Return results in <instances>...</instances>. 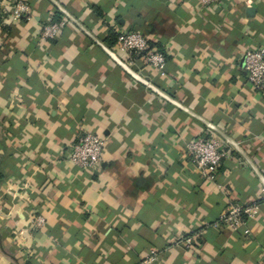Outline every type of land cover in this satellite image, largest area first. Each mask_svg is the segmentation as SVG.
<instances>
[{
    "label": "crops",
    "instance_id": "crops-1",
    "mask_svg": "<svg viewBox=\"0 0 264 264\" xmlns=\"http://www.w3.org/2000/svg\"><path fill=\"white\" fill-rule=\"evenodd\" d=\"M56 1L137 75L228 136L264 178V92L243 69L244 53L264 48V0ZM18 2L30 15L13 22ZM55 11L48 0H0V264H264V187L248 163L64 16L58 36L42 40ZM134 31L165 55L164 76L107 46L109 32ZM83 133L105 140L93 170L67 159ZM214 136L224 157L206 179L188 144ZM232 204L259 212L232 231L217 224ZM187 235L191 249L177 243Z\"/></svg>",
    "mask_w": 264,
    "mask_h": 264
},
{
    "label": "built area",
    "instance_id": "built-area-1",
    "mask_svg": "<svg viewBox=\"0 0 264 264\" xmlns=\"http://www.w3.org/2000/svg\"><path fill=\"white\" fill-rule=\"evenodd\" d=\"M205 7L217 6L219 0H198ZM30 15V7L25 2H18L11 7L8 18L11 21L27 19ZM61 24L50 23L44 25L40 31L42 40L55 39L60 31ZM116 49L129 56V64L133 58H140L147 66L153 68L159 76H164L166 57L158 50L150 47L146 36L138 31L121 32L117 36ZM243 69L247 80L254 91L264 92V48L259 47L247 50L243 55ZM220 140L217 137L198 138L188 144V153L195 169L206 179H211L217 172L224 157L220 151ZM105 147V140L91 133H83L78 142L74 144L67 155L68 161L78 168L93 170L101 161ZM258 204H232L223 212L217 224L232 231H236L244 223V220L257 216ZM33 228L39 229L44 226V218L38 216L31 223ZM186 249H191L194 244V237L187 235L180 237L177 241ZM155 252H151L148 262L154 260Z\"/></svg>",
    "mask_w": 264,
    "mask_h": 264
},
{
    "label": "water",
    "instance_id": "water-1",
    "mask_svg": "<svg viewBox=\"0 0 264 264\" xmlns=\"http://www.w3.org/2000/svg\"><path fill=\"white\" fill-rule=\"evenodd\" d=\"M56 9L59 11L68 21H70L72 24H74L77 28H79L86 36H88L95 44H97L108 56L111 60H113L124 72H126L132 79H134L136 82L140 83L144 87H146L148 90H150L155 95L159 96L163 100L169 102L170 104L174 105L178 109L182 110L186 114L192 116L193 118L200 121L202 124H204L207 128L212 130L215 134H217L219 137H221L226 143H228L230 146H232L241 156L242 158L248 163V165L252 168V170L255 172L257 177L259 178L261 184L264 187V178L259 173L257 168L254 166V164L251 162V160L248 158V156L243 152V150L234 143L228 136H226L222 131H220L218 128H216L214 125L210 124L209 122L205 121L201 117L197 116L187 108L183 107L181 104L173 100L168 95L162 93L157 88H155L152 84H150L148 81L140 77L136 74L135 69L132 67H129L124 62H122L117 55H115L114 52H112L110 49L105 47L102 43H100L94 36H92L76 19H74L56 0H48Z\"/></svg>",
    "mask_w": 264,
    "mask_h": 264
},
{
    "label": "trees",
    "instance_id": "trees-1",
    "mask_svg": "<svg viewBox=\"0 0 264 264\" xmlns=\"http://www.w3.org/2000/svg\"><path fill=\"white\" fill-rule=\"evenodd\" d=\"M55 10H56L55 14H54L55 17H54V19H52L51 23H54L60 19H64L63 15L59 11H57L56 8H55ZM2 17L3 16H0V23H1ZM117 36H118V34H114L112 32H109L107 39H106V44L108 47L113 48L117 44ZM150 47H151V45H150ZM3 178H4V176H3V173L1 171V159H0V182L3 180Z\"/></svg>",
    "mask_w": 264,
    "mask_h": 264
}]
</instances>
